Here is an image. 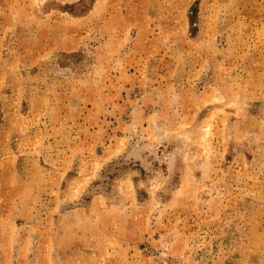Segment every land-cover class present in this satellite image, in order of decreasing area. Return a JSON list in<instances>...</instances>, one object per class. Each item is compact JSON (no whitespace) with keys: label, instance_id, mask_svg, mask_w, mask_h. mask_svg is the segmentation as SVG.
<instances>
[{"label":"rangeland","instance_id":"1","mask_svg":"<svg viewBox=\"0 0 264 264\" xmlns=\"http://www.w3.org/2000/svg\"><path fill=\"white\" fill-rule=\"evenodd\" d=\"M0 264H264V0H0Z\"/></svg>","mask_w":264,"mask_h":264}]
</instances>
